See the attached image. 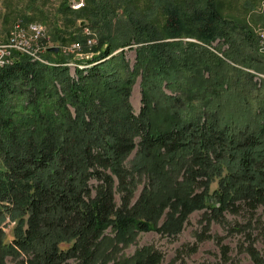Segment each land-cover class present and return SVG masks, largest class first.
<instances>
[{"label":"trees","instance_id":"16d2710c","mask_svg":"<svg viewBox=\"0 0 264 264\" xmlns=\"http://www.w3.org/2000/svg\"><path fill=\"white\" fill-rule=\"evenodd\" d=\"M19 1L1 0L2 21L47 23L49 37L31 46L49 64L14 50L0 65V264H161L151 245L119 253L141 232L179 234L194 211L205 232L226 214L264 211V54L247 21L221 15L218 0H84L73 10L61 0L54 18L46 0ZM48 41H75L85 57ZM247 235L246 253L264 264Z\"/></svg>","mask_w":264,"mask_h":264},{"label":"rangeland","instance_id":"374dc122","mask_svg":"<svg viewBox=\"0 0 264 264\" xmlns=\"http://www.w3.org/2000/svg\"><path fill=\"white\" fill-rule=\"evenodd\" d=\"M60 1L61 0H46L45 7L50 18H54L55 10L58 7ZM73 1L74 0H69L72 5ZM78 1L84 4V0ZM19 2L18 5H21L20 7H22V5H24V0ZM2 6L3 5L1 4L0 0V12H2L1 15L4 16V14L8 13V11L2 9ZM218 6L220 8V14L224 17L226 16L237 20L241 19L243 21H247L250 24L253 31L260 37V44L262 47H260L259 51L264 54V0H218ZM139 7L142 8L141 5H139ZM1 15L0 44L5 43L10 39L9 36L13 33L18 24L21 25L20 29H22L25 33V36L27 37L25 39L27 40L31 38V36H29V26L34 23L40 24L43 27V37H40V39H44L45 36L49 37L46 35L47 29L49 28L47 23H39L37 21L26 22L18 16L14 19L7 17L5 20L6 25L3 26L5 22L2 21ZM156 17H158L159 20H162V17L159 15V13ZM58 18L59 17H56L55 19L57 20ZM74 23V27H77V29L80 28V20L75 19ZM81 26H83V28H80L82 33L88 35L89 37L87 44L89 46L94 44V38L96 35H93L94 38H90L91 30L89 26L86 23ZM5 27L8 29V33L6 34L2 31ZM73 29L74 28H72V30ZM1 34L4 35L6 41H4L5 39L2 40ZM37 40H39V38H33L32 42H35L36 44ZM74 43L75 41L70 44L57 46L55 43L48 41L46 46L49 48L58 47V50H62L64 53L67 55H72L74 58L85 57V54L81 53L82 51L80 50L81 44H79V47H73L72 45ZM45 50L46 48L43 49V45L41 43L39 46H30L29 48V51H31L30 54L36 55L37 58H40L41 60L39 61L43 64H49L48 61L44 60V54L46 52ZM123 50L125 51V56L128 62L131 64V66H134L136 48L126 47ZM120 51L121 49L116 51L114 54H117ZM70 65L72 68L71 72L73 74L75 66L72 64ZM262 77V74H257L255 81ZM140 84L141 78L138 76L135 84L133 85L130 100L132 109H134L136 114L140 111L139 108L141 106L142 94ZM166 92L171 94V92L168 90ZM133 156L134 153H132L129 159H131ZM217 181L218 178L215 177L210 185V191L213 192L217 188ZM91 184L94 186L96 185V182L92 181ZM141 188L142 185H140L138 190L135 192V197L138 196ZM115 200L118 204H121L119 194L115 195ZM203 215L204 213L202 210L192 212L186 220V223L183 225V230L175 236H165L157 231L141 232V234H139V236L136 238L135 242L124 247L120 251L119 255L123 257L130 256L142 246L151 245L156 250L161 252L163 256V261L161 264H254L251 257H249L245 251L247 245L249 244L247 241L248 232L252 234V243L254 247L261 255H264V211H262V208H257L253 213L249 211H246V213L244 211L243 213L241 211L239 214H226V221L224 225H221L218 222H213L209 226L210 230L206 232L204 231L203 224L200 225ZM4 224V231L7 234V238H5V240L9 241L12 237L11 229L13 227V223L7 220ZM235 227L241 229V231L245 230V232L235 230ZM105 234L114 236L113 231L111 230H107ZM196 234H201V236L204 235L201 242L196 241ZM67 246L68 244L61 245L63 249H66ZM224 249H226L225 252H223ZM66 262V264H77V262L72 259ZM9 263L10 261L7 259L6 264Z\"/></svg>","mask_w":264,"mask_h":264},{"label":"built area","instance_id":"2783aa9c","mask_svg":"<svg viewBox=\"0 0 264 264\" xmlns=\"http://www.w3.org/2000/svg\"><path fill=\"white\" fill-rule=\"evenodd\" d=\"M71 7L73 9H79L83 7V3L79 2L78 0L73 1V5L70 3ZM21 28V25H17L16 29L13 31V33L9 36V40L5 43L0 44V65H6L11 63V53L14 50H17L22 53L30 54L31 51H29V48L32 44V39L33 38H40L43 37V27L40 24H31L29 26L30 32L29 31V40L25 39L27 38L25 36V33L23 32ZM33 34V35H32ZM27 40V41H26ZM30 43V44H29ZM73 47H79V43L75 42ZM33 55V54H30ZM34 58L36 60H41L40 58H37L36 55Z\"/></svg>","mask_w":264,"mask_h":264},{"label":"water","instance_id":"95a60500","mask_svg":"<svg viewBox=\"0 0 264 264\" xmlns=\"http://www.w3.org/2000/svg\"><path fill=\"white\" fill-rule=\"evenodd\" d=\"M49 50H50V51H51V50H52V51H59L57 47H56V48H55V47H54V48H49Z\"/></svg>","mask_w":264,"mask_h":264}]
</instances>
